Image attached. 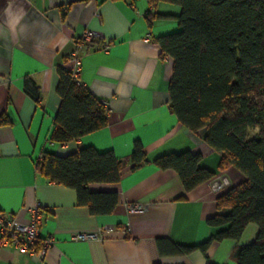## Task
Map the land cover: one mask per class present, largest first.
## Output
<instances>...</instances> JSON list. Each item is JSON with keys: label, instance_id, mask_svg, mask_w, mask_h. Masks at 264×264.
<instances>
[{"label": "crops", "instance_id": "obj_1", "mask_svg": "<svg viewBox=\"0 0 264 264\" xmlns=\"http://www.w3.org/2000/svg\"><path fill=\"white\" fill-rule=\"evenodd\" d=\"M10 2L21 15L15 28L5 12ZM149 10L177 15L180 7L163 1L153 6L149 0H0V118L7 119L0 124V212L28 223L40 203V243L53 240L42 259L0 245V264H237L236 246L256 239L259 227L251 223L239 242H213L207 257L200 250L177 253L176 245L200 244L217 231L207 218L217 213L222 192L213 191L209 180L186 193L175 170L152 162L133 168L130 157L140 142L149 160L186 150L201 154L214 177L228 178L227 189L246 178L233 166L219 170L220 154L203 132L191 131L170 111L173 59L161 55L155 38L179 26L172 18L149 23ZM86 31L95 37L78 50L80 79L106 102L108 123L69 143L52 142L61 103L57 69L72 70L70 55ZM27 79L39 87L38 101L27 93ZM87 146L112 151L124 163L118 183L90 185L118 193L110 214H91L78 204L74 189L36 169L45 151L65 156ZM128 205L144 210L132 213Z\"/></svg>", "mask_w": 264, "mask_h": 264}, {"label": "trees", "instance_id": "obj_2", "mask_svg": "<svg viewBox=\"0 0 264 264\" xmlns=\"http://www.w3.org/2000/svg\"><path fill=\"white\" fill-rule=\"evenodd\" d=\"M160 1L180 7L177 15L151 10L146 14L149 23L152 18H172L179 26L176 32L155 38L161 55L173 59L169 109L185 127L203 132L205 141L220 154L219 170L233 166L246 177L217 197V213L207 218L217 231L200 244L176 245L175 251L200 250L207 257L213 242H239L246 227L254 223L259 227L256 239L248 245L238 244L233 258L237 264H264V0L149 3L155 6ZM57 71L61 103L50 140L69 143L106 126V102L83 83L77 84L72 70L59 66ZM26 86L38 101L39 87L30 79ZM5 122V117L0 118V124ZM251 132L257 133L251 136ZM130 160L133 168L152 162L175 170L186 193L216 175L202 165L201 154L189 150L149 160L136 142ZM123 165L112 151L87 146L65 156L45 151L36 169L50 181L74 189L78 204L87 206L91 214L104 215L116 208L118 193L93 191L90 185L118 183Z\"/></svg>", "mask_w": 264, "mask_h": 264}, {"label": "built area", "instance_id": "obj_3", "mask_svg": "<svg viewBox=\"0 0 264 264\" xmlns=\"http://www.w3.org/2000/svg\"><path fill=\"white\" fill-rule=\"evenodd\" d=\"M95 35L91 31H86L81 41L77 44V50L71 55L73 63L72 73L77 84L81 85V58L78 50L85 47V43L92 42ZM108 46V45H107ZM230 185L226 176L218 175L211 180V188L219 193L223 192ZM129 212L142 213L143 207L140 205H128ZM43 208L40 203L34 205L30 211L28 223H20L12 215L0 212V245H14L20 252L35 255L39 258L45 256L47 248L53 244V240L48 238L40 243V226L43 220ZM91 235H83L82 238H92ZM40 243V247L37 245Z\"/></svg>", "mask_w": 264, "mask_h": 264}, {"label": "clouds", "instance_id": "obj_4", "mask_svg": "<svg viewBox=\"0 0 264 264\" xmlns=\"http://www.w3.org/2000/svg\"><path fill=\"white\" fill-rule=\"evenodd\" d=\"M5 12L10 16V23L12 24L13 28H15L16 24H18L21 19V15L13 11L11 2L9 7L5 9Z\"/></svg>", "mask_w": 264, "mask_h": 264}, {"label": "rangeland", "instance_id": "obj_5", "mask_svg": "<svg viewBox=\"0 0 264 264\" xmlns=\"http://www.w3.org/2000/svg\"><path fill=\"white\" fill-rule=\"evenodd\" d=\"M256 133H257V132H251L250 135H251V136H254Z\"/></svg>", "mask_w": 264, "mask_h": 264}]
</instances>
